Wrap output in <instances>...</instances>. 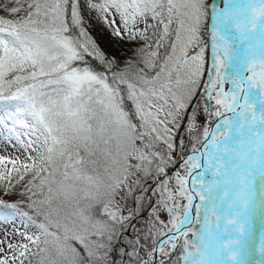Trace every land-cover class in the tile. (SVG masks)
<instances>
[{"label":"snow or ice","instance_id":"6c2138e0","mask_svg":"<svg viewBox=\"0 0 264 264\" xmlns=\"http://www.w3.org/2000/svg\"><path fill=\"white\" fill-rule=\"evenodd\" d=\"M0 129V264H111L137 191L133 264H264V0H0Z\"/></svg>","mask_w":264,"mask_h":264},{"label":"rangeland","instance_id":"374dc122","mask_svg":"<svg viewBox=\"0 0 264 264\" xmlns=\"http://www.w3.org/2000/svg\"><path fill=\"white\" fill-rule=\"evenodd\" d=\"M90 31L92 32V35L94 36V38L97 40V42L100 44V46L103 48V49H105L106 51H111V50H113V49H115L116 48V46L114 45V44H111L110 42H109V39H108V37L105 35V33H104V31H102L101 30V27L100 26H98V25H94V27L92 28V29H90ZM102 68H103V66H102ZM103 70V69H102ZM4 135H5V133H4V130L3 129H0V145H2L3 144V137H4ZM9 150H11V149H9ZM149 184H151L152 182L151 181H149L148 182ZM151 191V189H149V192ZM130 197V196H129ZM145 198H147V194H145ZM146 201H147V203H148V205H147V207H145L146 209H144V211H143V215L141 214L142 212V210H140V208H139V210L140 211H138V212H136L134 215H132V217H131V219H130V221H128L125 225H124V227H123V229L121 230V232H120V235H122L121 236V238H119L118 239V241L122 244L123 243V235L125 234V233H128L129 235H130V231L132 230V228L135 226V224H134V220H135V217H141V215L143 216L142 218H141V221H143V223L144 224H142V226H141V229L143 230V235H145V233H146V231H147V225H148V222L150 221V219H151V215H152V208L153 207H155L156 205H155V201H156V197H152L151 198V200H149L148 198L146 199ZM134 203V201H132V202H130L129 201V198L127 199V201H125L124 202V204H123V207H125V209H126V211H125V215H127L128 214V210H132V209H136L137 207H133L132 206V204ZM144 207V206H143ZM143 209V208H142ZM161 218L162 219H166V214L165 213H162L161 214ZM17 227L19 226L18 225V223H17V225H16ZM139 226V227H140ZM12 225H10V224H0V238H3L4 236H5V234L6 233H8V234H10L11 233V231H12ZM257 227H258V225H257ZM135 229V231H137V229H138V227H136V228H134ZM134 231V230H133ZM133 233V232H132ZM135 236V235H134ZM138 239V238H137ZM138 241H139V239H138ZM152 243V240L151 239H149V241H147V243L146 244H140V245H144L145 246V250H147V247H148V245H150ZM133 243H132V241L130 242V245L129 246H131ZM122 245H124V244H122ZM138 245V244H137ZM127 250H125V252H126ZM131 252H133V249L132 250H130V252L129 253H131ZM124 255V257H123V262H124V260H125V254H123ZM141 255H143V251L141 252ZM129 257V256H128ZM129 259L132 261V263L131 264H133V259L132 258H130L129 257Z\"/></svg>","mask_w":264,"mask_h":264},{"label":"trees","instance_id":"16d2710c","mask_svg":"<svg viewBox=\"0 0 264 264\" xmlns=\"http://www.w3.org/2000/svg\"><path fill=\"white\" fill-rule=\"evenodd\" d=\"M93 66L96 67L98 71H102V69H103L102 66L99 65L98 62H94ZM140 195H141V193L139 191L133 193L129 197V201L130 202L134 201L132 206L133 207H139L140 210H142L141 214L143 215V211H144V209H146L145 207H147L148 203L146 201L147 198H145L144 201L142 202V205L138 206L137 201H136V197H138ZM142 215H141V217H135V220H134L135 226L130 231V235H125V234L123 235V238H122L123 243L122 244H124V245H122L118 240L115 242L113 250L111 251L110 257H109L111 264H131L132 261L129 259L128 255H125V260L123 262L124 255L122 253H129L130 250L138 247V245H137L138 239H139V244H142V243L146 244L147 241H149V240L144 239L143 230L141 229L142 224H144L143 221H141V218L143 217ZM136 227H138L137 231H135V229H134ZM131 241L133 244L131 246H129ZM125 250H127V251L125 252Z\"/></svg>","mask_w":264,"mask_h":264},{"label":"flooded vegetation","instance_id":"af4514ba","mask_svg":"<svg viewBox=\"0 0 264 264\" xmlns=\"http://www.w3.org/2000/svg\"><path fill=\"white\" fill-rule=\"evenodd\" d=\"M125 235H129L128 233H125ZM122 235H120V238H121Z\"/></svg>","mask_w":264,"mask_h":264}]
</instances>
